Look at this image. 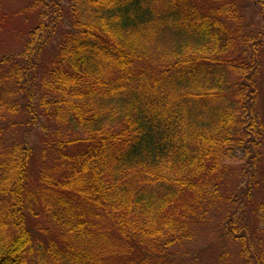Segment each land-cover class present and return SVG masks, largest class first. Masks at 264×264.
<instances>
[{
    "label": "trees",
    "instance_id": "16d2710c",
    "mask_svg": "<svg viewBox=\"0 0 264 264\" xmlns=\"http://www.w3.org/2000/svg\"><path fill=\"white\" fill-rule=\"evenodd\" d=\"M252 2L264 6L28 0L15 15L34 21L22 52L0 53V121L25 115L11 128L44 119L83 136L45 140L33 181V148L6 149L0 128V264H173L172 249L224 204L225 237L246 264H264V204L252 208L264 190V31L246 22ZM239 153L248 187L227 198ZM35 207L54 238L33 237Z\"/></svg>",
    "mask_w": 264,
    "mask_h": 264
},
{
    "label": "rangeland",
    "instance_id": "374dc122",
    "mask_svg": "<svg viewBox=\"0 0 264 264\" xmlns=\"http://www.w3.org/2000/svg\"><path fill=\"white\" fill-rule=\"evenodd\" d=\"M72 0H64V5L69 9L72 8ZM28 6V0H0V21H3L0 30V53L19 54L22 52L27 41V33L32 27L34 21L30 18L15 17V15ZM66 17H68L66 13ZM33 21V22H32ZM246 22L255 23L264 31V6H259L252 2L246 10ZM31 25V26H30ZM69 24L64 27L69 29ZM59 38L52 40L46 50V59H49L59 46ZM159 43V42H158ZM160 42L159 44H161ZM262 66L259 70L257 81L260 88L259 110L264 116V56L261 58ZM27 117L25 115L8 116L5 120L0 121V128L6 131L3 145L6 149L10 148L13 142L26 140L29 148L34 150V158L31 161V171L33 181L37 180V173L40 170L42 161L40 155L43 153L45 140H52L57 132L61 140H68L75 136L83 135L70 125H58L54 121L46 123L43 121L29 129L25 127L11 128L13 123H25ZM233 167V173L226 180L225 187L222 190L228 197H236L248 187L247 178L243 176L246 169V160L242 153H239L237 160L230 163ZM253 207L258 212L259 204H264V190L255 196ZM232 208L227 204L216 212L213 219L200 230L199 236L193 241L184 243L172 249L173 264H219L222 254H227L231 264H246L240 254V245L233 240L225 237L224 222L228 212ZM248 212V211H247ZM253 221L256 214L249 211ZM29 230L35 239L46 241L54 238L50 233L56 231L51 223L44 218V214L40 208L35 207L32 214H28ZM59 231V230H57ZM48 233V234H47ZM55 236V233H53ZM221 264V263H220Z\"/></svg>",
    "mask_w": 264,
    "mask_h": 264
}]
</instances>
